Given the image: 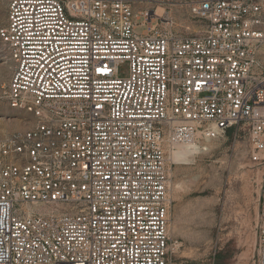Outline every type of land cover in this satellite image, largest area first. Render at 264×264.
<instances>
[{
  "label": "built area",
  "instance_id": "2783aa9c",
  "mask_svg": "<svg viewBox=\"0 0 264 264\" xmlns=\"http://www.w3.org/2000/svg\"><path fill=\"white\" fill-rule=\"evenodd\" d=\"M137 1L8 0L3 98L31 125L0 134V264H174L176 146L231 130L264 166V0H166L191 34ZM255 237L264 264V176Z\"/></svg>",
  "mask_w": 264,
  "mask_h": 264
},
{
  "label": "rangeland",
  "instance_id": "374dc122",
  "mask_svg": "<svg viewBox=\"0 0 264 264\" xmlns=\"http://www.w3.org/2000/svg\"><path fill=\"white\" fill-rule=\"evenodd\" d=\"M7 2L0 0V27L5 23ZM158 6L165 11L157 13ZM134 10H148L151 16L159 15L162 19L171 16L173 29L182 34H191L203 27L187 10L166 0H139ZM162 19H153L152 25L167 26ZM141 21L142 17L137 20V33L146 30ZM126 72L127 64H120L119 75L125 76ZM10 74L0 40L1 135L31 125L26 115L16 112L4 101L3 92ZM203 145L207 151L196 155L192 162L173 161L171 167L169 234L179 244L174 264H253L264 166L249 160L244 136L235 137L231 130Z\"/></svg>",
  "mask_w": 264,
  "mask_h": 264
},
{
  "label": "bare ground",
  "instance_id": "6f19581e",
  "mask_svg": "<svg viewBox=\"0 0 264 264\" xmlns=\"http://www.w3.org/2000/svg\"><path fill=\"white\" fill-rule=\"evenodd\" d=\"M156 10L157 13L160 14L165 11L164 8L161 6H158ZM207 149L208 148L203 144L202 145L179 144L176 146V149L173 152V160L175 161V163L189 164L194 160L196 155L202 154L204 151H207Z\"/></svg>",
  "mask_w": 264,
  "mask_h": 264
}]
</instances>
